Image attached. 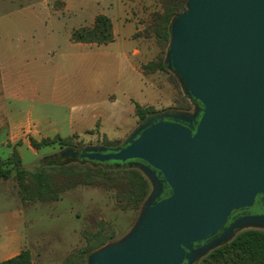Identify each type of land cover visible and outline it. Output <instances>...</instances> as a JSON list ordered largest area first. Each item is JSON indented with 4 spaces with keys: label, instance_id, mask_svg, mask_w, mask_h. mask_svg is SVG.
<instances>
[{
    "label": "water",
    "instance_id": "water-1",
    "mask_svg": "<svg viewBox=\"0 0 264 264\" xmlns=\"http://www.w3.org/2000/svg\"><path fill=\"white\" fill-rule=\"evenodd\" d=\"M164 63L193 112L147 117L114 149L62 152L73 162L127 163L150 184L132 227L86 264H197L239 232L264 231V215L223 228L264 195V0H187ZM163 182L170 194L160 200Z\"/></svg>",
    "mask_w": 264,
    "mask_h": 264
},
{
    "label": "crops",
    "instance_id": "crops-1",
    "mask_svg": "<svg viewBox=\"0 0 264 264\" xmlns=\"http://www.w3.org/2000/svg\"><path fill=\"white\" fill-rule=\"evenodd\" d=\"M119 1L117 6L97 3V9L90 12L83 11L86 9L84 0H44L16 10L15 15L40 17L39 23L46 33L44 44L47 43L51 48L46 52L44 45L33 47L40 30L35 26V20L22 18L16 33L14 52L8 54L6 46L0 44V122L5 124V134L10 140L68 138L92 130L106 134L108 131H117L118 124H122L127 118L131 122L129 130H134L137 121L136 104L160 111H176L170 110L177 107L174 100L179 98L176 96V89L166 80L168 73L156 70L145 74L143 69L158 54L154 39L145 37L142 33L149 27L152 14L159 11L160 7L153 10L151 4L141 0ZM147 1L151 3L154 0ZM157 5L159 6L158 3ZM24 11H29L30 14L25 15ZM98 16H105L110 20L112 42L97 45L71 40L75 30L92 27ZM63 19L70 21L71 25L66 31L64 47H57L50 31L60 27ZM33 27L36 29H32ZM25 36L31 40V45H24ZM46 53L55 57L54 59H62L51 70L45 67L46 61H40ZM71 61L77 63L76 71L82 66L86 67V64L89 70L91 66H102L101 70L114 75L106 83L114 84L118 93L104 92L101 96L105 97V106L102 104L104 102L91 103L89 106L80 104L73 113L71 109V113L65 118L60 117L57 112L65 108L62 104L63 97L68 96L65 82L72 75ZM167 71L169 72L168 69ZM103 85L102 81L101 86L90 88L93 93L96 92L97 98L98 88H103ZM187 100L189 101L188 98ZM51 105H55V112L49 110ZM100 128L102 131H99ZM26 145L29 148V144ZM8 249L12 247L0 246V256ZM6 259L9 258L1 259L0 262Z\"/></svg>",
    "mask_w": 264,
    "mask_h": 264
},
{
    "label": "rangeland",
    "instance_id": "rangeland-1",
    "mask_svg": "<svg viewBox=\"0 0 264 264\" xmlns=\"http://www.w3.org/2000/svg\"><path fill=\"white\" fill-rule=\"evenodd\" d=\"M43 1L0 0V37H2L0 44L6 46L8 54L14 52L16 33L18 32L21 18L24 20H35V26L40 30V33L37 32L36 40L33 44L25 36L24 45L32 44L33 47H42L44 45L46 52L51 48L47 43L44 44L46 33L42 31L45 28L39 23L40 17L15 15L16 10L21 8V6L42 3ZM84 1V4H86L84 12L96 10L97 3L112 6L120 4L119 0ZM143 1L146 4H151L153 10L159 9V6H156L155 0L151 1V3L147 0H141V2ZM23 14L29 15L30 12L24 11ZM69 25H71V22L63 19L60 27L56 25L55 27L57 28L52 29V32L50 31L57 47L59 45L64 47L66 31L69 29ZM154 46L158 51L156 55L157 59H164L167 51L160 48L156 42H154ZM156 57L154 60H156ZM54 58L49 53H46L45 57L40 61H46L45 67L51 70L56 66L58 61L62 60ZM70 64H73V71L72 75H69L68 81L65 82L68 96L63 97L62 105L65 108H61L57 112L60 117L66 118L71 113V109L73 113V110H77V106L80 104L89 106L91 103L101 104V102H104L102 104L105 106L107 104L105 103V97L101 95L104 92L118 93L114 84L109 83L108 85L106 83L114 75L101 70L102 66L100 68L91 66L89 70L86 64V67L82 66L79 71H76L77 63L75 64L74 61H71ZM165 72L168 73L166 76L167 82L171 83L176 89V96L180 99L174 100V104L177 107L183 108L191 106L187 98L183 96V90L173 72ZM168 76L170 81H168ZM102 81L105 85H103V88H98L99 97L97 98L96 92L93 93L90 88L101 86ZM135 99L137 100V98ZM1 102L0 97V110H2ZM55 105H51L49 110L55 112L56 107H53ZM191 109V112H193V108ZM138 124L140 123L137 120L135 126ZM130 128L131 122L127 118L123 120L122 124H118L117 131H108L106 134H103L97 130H92L82 135H72L71 137L62 139L70 140L74 146L73 148L76 150H82V148L87 146H105L114 149L122 145L132 133L133 129L129 130ZM5 131V124L0 122V160L4 163L6 169L12 170L8 179H0V246L7 245L8 247H12V249H8L0 256V260L10 258L18 252L27 250L31 254L32 264H65L66 259L74 250L85 246V236L94 234L100 226L107 227V232L109 234L113 233L117 239L121 238L132 227L137 212L133 211L130 205H127L125 202H122V204L118 203L114 190H104L99 187L81 185L62 193L60 199L57 201H23L19 194L15 171L7 163L12 154L16 152L19 155L21 167L33 172L40 167L43 158L59 153L60 148L58 145H52L36 150L31 146V138L10 140ZM99 131H102V128ZM24 143L29 144V148ZM108 144L114 146L110 147ZM252 210L262 213V210L258 206H254Z\"/></svg>",
    "mask_w": 264,
    "mask_h": 264
},
{
    "label": "trees",
    "instance_id": "trees-1",
    "mask_svg": "<svg viewBox=\"0 0 264 264\" xmlns=\"http://www.w3.org/2000/svg\"><path fill=\"white\" fill-rule=\"evenodd\" d=\"M157 3L160 9L152 14L150 25L142 35L152 37L160 48L167 51L171 22L186 9L187 0H157ZM71 40L86 44H108L113 41L111 22L105 16H98L92 27L75 30L71 35ZM164 59L156 58L145 65L144 73L148 74L156 70L167 71ZM191 102L195 103L194 100ZM135 108V116L139 123L144 122L147 117L162 112L137 104ZM191 108L192 106L176 107L170 110L188 111ZM30 143L36 150L58 145L60 152L43 158L40 167L33 172L21 167V161L16 152L12 154L7 163L15 171L19 194L23 201H57L62 193L77 186H92L104 190H114L118 203L129 204L138 215L143 202L150 193V184L146 178L134 166H129L127 163L70 161L62 156V152L74 146L70 140L60 137L45 138L39 142L32 139ZM11 172L12 170L6 169L0 160V179H8ZM107 230V227L100 226L94 234L85 236V246L74 250L66 259L65 264H86L87 257L91 253L117 240L115 235L109 234ZM0 264H32L31 254L24 250L1 261ZM198 264H264V231L244 230L239 232L230 242L200 259Z\"/></svg>",
    "mask_w": 264,
    "mask_h": 264
},
{
    "label": "flooded vegetation",
    "instance_id": "flooded-vegetation-1",
    "mask_svg": "<svg viewBox=\"0 0 264 264\" xmlns=\"http://www.w3.org/2000/svg\"><path fill=\"white\" fill-rule=\"evenodd\" d=\"M190 102V105L192 106V108H194V104H192V102L191 101H189ZM199 107H200V105H198ZM192 110V109H191ZM191 110H188L189 112L191 111ZM198 120V119H197ZM180 123H182V122H180ZM183 125H185V126H188V124L187 123H182ZM158 179H162V176H160V175H158ZM169 194H170V190H169V187L163 182V192L161 193V195H160V200L161 199H164V198H166V197H168L169 196ZM254 206H258L259 208H260V210H262V213H259V212H257V211H253L252 209L254 208ZM264 195H257L256 197H255V200H254V203H253V205L251 206V207H249V208H243V209H239V210H235V211H233L231 214H230V216L227 218V221H226V223H225V225H224V227L223 228H227V227H229V225L233 222V221H235V220H237V219H239V218H241V217H243V216H254V215H264ZM223 233V229H221L220 231H218V233L216 234V235H214V236H212V237H209L208 239H206L205 241H202V242H200L199 244H197V245H195V247H197V246H202V245H204V244H206V243H208V242H212L213 240H215V239H217V238H219L220 236H221V234ZM236 235V234H235ZM198 264V263H197Z\"/></svg>",
    "mask_w": 264,
    "mask_h": 264
}]
</instances>
